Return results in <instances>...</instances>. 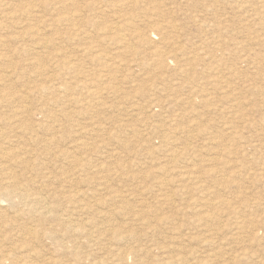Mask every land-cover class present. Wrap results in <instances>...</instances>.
Instances as JSON below:
<instances>
[{
  "label": "rangeland",
  "instance_id": "1",
  "mask_svg": "<svg viewBox=\"0 0 264 264\" xmlns=\"http://www.w3.org/2000/svg\"><path fill=\"white\" fill-rule=\"evenodd\" d=\"M0 264H264V0H0Z\"/></svg>",
  "mask_w": 264,
  "mask_h": 264
},
{
  "label": "bare ground",
  "instance_id": "2",
  "mask_svg": "<svg viewBox=\"0 0 264 264\" xmlns=\"http://www.w3.org/2000/svg\"><path fill=\"white\" fill-rule=\"evenodd\" d=\"M9 195H10V193H6V194H5V196H7V197H8ZM11 195H12V194H11ZM11 197H12V196H11ZM87 205H88V204H87ZM81 207H82V206H81ZM88 207H89V206H88ZM83 208H84V207H83ZM85 208L87 209V207H85ZM121 208H122V207H121ZM123 208H124V207H123ZM90 209H91V208H90ZM119 209H120V208H119ZM46 210H47V209H46ZM48 210H49V209H48ZM78 210H79V209H78ZM80 210H81V209H80ZM111 210H112V209H111ZM76 211H77V210H76ZM87 211L89 212L88 209H87ZM43 212H44V211H43ZM83 212H84V211H83ZM83 212H82V213H83ZM67 213H68V212H67ZM73 213H74V212H73ZM79 213H80V212H79ZM82 213H80V215H82ZM91 213H92V212H91ZM109 213H110V210H109L108 214H109ZM113 213H114V212H113ZM113 213H111V214L113 215ZM115 213H116V212H115ZM127 213H129V212H127ZM71 214H72V213H71ZM74 214H75V213H74ZM86 214H87V213H86ZM104 214H105V213H104ZM104 214H103V215H104ZM129 214H130V213H129ZM88 215H89V214H88ZM70 216H72V215H69V217H70ZM89 216H90V215H89ZM89 216H87V217H89ZM91 216H92V214H91ZM91 216H90V217H91ZM107 216H108V215H107ZM119 216H120V215H119ZM64 217L68 218L67 216H64ZM64 217H63V218H64ZM72 217H73V216H72ZM78 217H79V216H78ZM108 217H110V216H108ZM123 217H124V216H123ZM135 217H136V216H135ZM66 218H65V219H66ZM79 218H82V217L80 216ZM102 218H103V217H102ZM105 218H107V217L105 216ZM73 219H74V218H73ZM73 219H72V221H73ZM83 219H84V218H83ZM92 219H93V218H92ZM110 219H112V218H110ZM132 219H133V218H132ZM134 219H135V218H134ZM66 220H67V219H66ZM77 220H78V219H77ZM77 220H76V221H77ZM84 220H85V219H84ZM86 220H87V219H86ZM90 220H91V218H90ZM105 220H106V219H105ZM129 220H130V219H129ZM62 221L64 222L65 220L62 219ZM81 221H82V220H81ZM81 221H80V222H81ZM88 221H89V220H88ZM93 221H94V220H93ZM108 221H109V220H108ZM65 222H66V221H65ZM69 222H71V221H69ZM69 222H68V223H69ZM80 222H78V223H80ZM83 222H84V221H83ZM86 222H87V221H86ZM104 222H106V221H104ZM122 222H124V221H122ZM127 222H129V221H127ZM66 223H67V222H66ZM99 223H101V222H99ZM102 223H103V222H102ZM87 224H88V223H87ZM127 224H128V223H127ZM130 224H131V221H130ZM70 225H71V224H70ZM80 225H81V224H80ZM85 225H86V224H85ZM89 226H90V225H89ZM97 226H98V225H97ZM105 227H106V226H105ZM111 227H112V225H111ZM113 227H114V225H113ZM113 227H112V228H113ZM118 227H120V226H118ZM80 228H81V227H80ZM90 228H91V227H90ZM85 229L88 230L87 228H85ZM93 229H95V228H93ZM97 229H98V228H97ZM109 229H110V228H109ZM83 230H84V229H83ZM89 230H90V229H89ZM100 230H101V229H100ZM116 230H117V229H116ZM103 231H104V230H103ZM77 232H78V229H77ZM83 232H84V231H83ZM90 232H91V230H90ZM92 232H93V231H92ZM119 232H120V231H119ZM78 233H79V232H78ZM87 233H89V232H87ZM114 233H115V232H114ZM129 233H130V232H129ZM129 233H128V234H129ZM131 233H132V232H131ZM81 234H82V233H81ZM92 234H93V233H92ZM98 235H99V234H98ZM100 235H101V234H100ZM107 235H108V233H107ZM109 235H110V234H109ZM89 236H90V235H89ZM92 236H93V235H92ZM115 236H116V235H115ZM96 237H97V236H96ZM86 238H87V237H86ZM86 238H85V240H86ZM93 238H94V237H93ZM111 238H112V237H111ZM87 239H88L87 241H89V237H88ZM90 239H91V238H90ZM97 239H98V238H97ZM104 239L106 240V238H104ZM113 240H114V238H113ZM93 241H94V240H93ZM97 241H98V240H97ZM103 241H104V240H103ZM106 241H107V240H106ZM85 242H86V241H85ZM89 242H90V241H89ZM87 243H88V242H87ZM95 243H96V241H95ZM100 243H101V242H100ZM110 244H111V243H110ZM110 244H109V245H110ZM60 245H61V244H60ZM97 245H98V247H99L100 244L97 243ZM106 245H107V244H106ZM111 246H112V245H111ZM58 247H59V246H58ZM60 248H61V247H60ZM99 248H100V247H99ZM101 248H102V247H101ZM111 248H112V247H111ZM102 249H103V248H102ZM104 249H105V248H104ZM105 250H106V249H105Z\"/></svg>",
  "mask_w": 264,
  "mask_h": 264
}]
</instances>
